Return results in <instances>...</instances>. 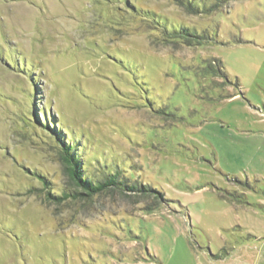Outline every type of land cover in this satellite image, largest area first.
Segmentation results:
<instances>
[{"label": "rangeland", "instance_id": "374dc122", "mask_svg": "<svg viewBox=\"0 0 264 264\" xmlns=\"http://www.w3.org/2000/svg\"><path fill=\"white\" fill-rule=\"evenodd\" d=\"M182 1L0 0V264H230L264 225V0ZM45 121L164 199L46 203L75 188Z\"/></svg>", "mask_w": 264, "mask_h": 264}, {"label": "trees", "instance_id": "16d2710c", "mask_svg": "<svg viewBox=\"0 0 264 264\" xmlns=\"http://www.w3.org/2000/svg\"><path fill=\"white\" fill-rule=\"evenodd\" d=\"M179 3L182 4V0H176ZM188 7L192 6L190 4L187 5ZM193 10V9H192ZM195 11V10H193ZM170 30V29H169ZM169 30H164L163 33L166 37V41H172V42H178L181 41L183 43H186L189 46H193L196 44H201L200 40L203 36L199 35L195 31H191L188 29L185 30H172L170 32ZM199 44V45H200ZM215 68L211 66L206 67V71L212 70V69H218V74L223 76L225 79V83L230 84L233 87L239 88L238 84H234L229 81L228 76L223 71V67L220 62L217 60L214 61ZM237 95L232 96L236 97ZM46 116V114H45ZM44 128L51 132L52 129H54V135L58 138V146L60 148L59 154L60 158L63 164L64 172L67 175L70 184L75 188L74 194H68L63 193L61 195H55L54 193L50 192L48 189V183L44 178H41L43 181V185L47 190V196H45L46 203L54 204V205H62L66 201L70 199L74 200H91L92 198L113 192V191H119L123 195H128V193L133 194L135 197L140 196L143 198H150L153 197L156 201L157 200H163L164 195L158 192L157 190L151 188L150 186H144L138 187L137 185L128 184L127 181L120 180L121 172L120 171H113L110 176L105 178L102 181L93 180L91 177L87 176L85 170H84V163L81 157V152L77 148V145L74 144L73 141H68L64 137H60L58 135L57 128L55 127L54 122L45 121ZM60 138V139H59ZM139 194V195H138Z\"/></svg>", "mask_w": 264, "mask_h": 264}, {"label": "crops", "instance_id": "0c3cea01", "mask_svg": "<svg viewBox=\"0 0 264 264\" xmlns=\"http://www.w3.org/2000/svg\"><path fill=\"white\" fill-rule=\"evenodd\" d=\"M259 209L257 212L262 214L264 200H260ZM247 232L251 239L244 246L242 244V248L237 252V258L231 257L233 262L230 264H264V225L254 230L247 229Z\"/></svg>", "mask_w": 264, "mask_h": 264}]
</instances>
